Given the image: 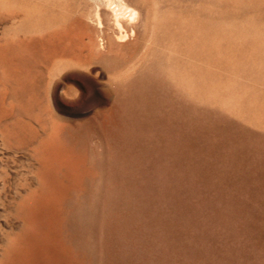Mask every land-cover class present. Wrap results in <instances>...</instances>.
<instances>
[{"label":"rangeland","instance_id":"374dc122","mask_svg":"<svg viewBox=\"0 0 264 264\" xmlns=\"http://www.w3.org/2000/svg\"><path fill=\"white\" fill-rule=\"evenodd\" d=\"M126 1L137 38L97 52L84 0H0V51L44 48L0 84V264H264V0ZM51 140L74 174L31 228Z\"/></svg>","mask_w":264,"mask_h":264},{"label":"bare ground","instance_id":"6f19581e","mask_svg":"<svg viewBox=\"0 0 264 264\" xmlns=\"http://www.w3.org/2000/svg\"><path fill=\"white\" fill-rule=\"evenodd\" d=\"M84 3L89 5L91 8L87 19H89L91 23L95 25L97 30L96 32L102 35H97V37L94 38L95 40L92 39L91 49H95L97 52L102 49H110L109 51L112 52L113 49H118L116 46L122 47L128 42L129 46L133 45V43L130 42L137 38L138 27L141 24L143 18V11L140 7L131 4L126 0H84ZM82 32H84V30H82ZM100 37L103 39L99 40ZM82 38L84 37L82 36ZM89 38L91 39V37ZM2 49L4 50L0 51V70L2 74L0 75V84L11 92V95L8 98L9 100L20 103L21 98H23L25 93L30 90L31 83L30 80L24 76L20 70H22L23 67L37 64L40 60L41 54L40 51L34 49L44 48L43 46L41 48L39 43H34L31 45H27L25 43H5ZM27 49H32L30 57L25 55L24 51ZM15 68H17L18 71H14ZM6 97L7 96L1 95L0 103L4 101ZM41 152L42 157H44L41 162V166L42 178L45 182L44 186L46 187V191L45 193H42L38 199H33L31 201L30 209L28 211L31 228L36 226V220L34 217H32L35 210L40 209L44 213L54 215L55 210L52 208V205L59 197L58 195L53 194L51 190L54 183L52 178L57 173L58 169L56 167V162L64 166L70 172L71 177L74 174L73 164L64 158L65 156L62 155L61 150L57 147V144L54 140H51ZM28 237H35V234H30Z\"/></svg>","mask_w":264,"mask_h":264}]
</instances>
